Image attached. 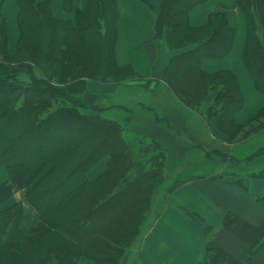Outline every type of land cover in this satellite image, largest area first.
<instances>
[{
    "label": "trees",
    "instance_id": "obj_1",
    "mask_svg": "<svg viewBox=\"0 0 264 264\" xmlns=\"http://www.w3.org/2000/svg\"><path fill=\"white\" fill-rule=\"evenodd\" d=\"M204 1H172L163 33L166 45L170 50L193 46L173 54L158 78L178 98L182 111L194 110L216 123L233 143L264 128V105L248 123H238L244 95L236 74L202 68L204 57L230 53L235 34L223 13L210 15L205 26L189 23V11ZM16 2L19 36L14 51L0 3V153L20 156L18 163L8 165L12 176L35 177L46 165L49 168L26 193L39 214L30 231L21 228L23 201L0 210V264L135 262L132 253L169 167L167 146L172 140L179 145L184 135L193 140L200 136L189 129L184 116L174 113L176 109L163 115L140 101L145 114L134 117V108L110 104L129 112L128 121L121 122L106 114L109 105L90 103L70 89L69 81L78 73L127 82L128 75L116 71L115 0H87L74 19L58 18L51 0ZM237 6L247 23L242 59L264 95V0H237ZM152 90L159 93L158 87ZM126 132L141 141H128ZM143 139L148 142L143 144ZM202 147L207 156L224 150ZM256 154H264V148ZM106 157L104 171L91 179L89 171ZM253 175L264 177V170ZM226 224L252 251L264 238V221L254 226L228 213ZM198 251L209 264H252L237 259L214 238Z\"/></svg>",
    "mask_w": 264,
    "mask_h": 264
},
{
    "label": "crops",
    "instance_id": "obj_2",
    "mask_svg": "<svg viewBox=\"0 0 264 264\" xmlns=\"http://www.w3.org/2000/svg\"><path fill=\"white\" fill-rule=\"evenodd\" d=\"M115 1L116 71L134 76L136 80L127 79V82L116 83L103 78L88 79L78 73L69 81V87L84 95L87 100H94L100 94L113 98V93L122 86H138L139 100L152 104L158 92L154 95L150 90L154 84L162 82L158 77L163 75L172 55L192 47L193 44L177 50H170L166 45L163 33L173 0ZM0 3L8 27L10 48L14 51L19 36V7L16 0H0ZM10 3L15 5L12 22L8 18L10 6L7 5ZM86 5L87 0H51L54 14L61 19H74L76 11L84 9ZM215 13H223L230 26L235 28L232 49L222 58L204 57L202 68L211 73L230 69L236 74L244 95V107L237 112L236 121L246 124L264 105V95L255 86L252 74L242 59L247 34L246 18L237 6V0H206L189 11L188 20L192 26H205L210 15ZM241 24L244 26L243 30ZM235 60L237 62L233 63ZM148 81H151L152 86L146 88L144 83ZM165 89L166 97L171 103L156 105L163 115L181 109L178 98ZM199 116L198 112L192 110L185 121L191 131L198 132L200 141L193 140L191 135H184L179 145L172 140L167 146L166 160L169 167L159 191L161 198L153 202L159 208L143 237L140 240L138 238L137 248L132 253L133 259L137 264H209L201 259L198 249H202L208 239L214 238L237 259L264 264V238L252 251L247 241L226 224L228 213H234L254 226L264 221V177L252 176L264 170V154H256L260 148H264V128L231 143L226 141V135L220 132L216 123L208 124L203 116ZM194 119H198V122L194 123ZM202 122L207 124L199 125ZM205 126L211 129L212 138ZM198 142L224 150H219L222 154L213 152L207 156L203 145L198 146ZM20 160L18 155L3 156L0 153V210L23 201L21 228L28 232L36 225L39 215L37 209L26 199V193L49 166L46 165L35 177L10 175L8 165ZM177 179L182 182L170 189ZM150 210L155 211L153 207ZM93 262L101 264L95 261L91 264Z\"/></svg>",
    "mask_w": 264,
    "mask_h": 264
},
{
    "label": "rangeland",
    "instance_id": "obj_3",
    "mask_svg": "<svg viewBox=\"0 0 264 264\" xmlns=\"http://www.w3.org/2000/svg\"><path fill=\"white\" fill-rule=\"evenodd\" d=\"M7 6H10V11L8 13V18L10 20V22H12V14H14V7L15 5L10 3L8 4ZM9 33V32H8ZM128 79H130V81L132 80H136V78L134 76H128ZM151 83V82H150ZM162 82H158L156 84H154L153 87H158L159 90H160V93L157 94V96H154L153 100H152V105L153 106H156L158 104L160 105H163V104H170L171 102L167 99V93H166V87L165 85L162 83ZM152 86V84L150 85ZM138 86H122L120 87L118 90H116L114 93H113V98L112 97H106V96H103L102 94H100L97 99L95 98L94 100H91L90 99H86L88 102L90 103H97V102H101V103H104L106 105H109V109L106 111V114L111 117V118H116L118 120H120L121 122H123V120L125 121H128L129 119V112L125 110V108L123 107L122 109H119V108H116V107H112L111 108V105L110 104H118V103H122L124 105H126L127 107H130V108H134L135 109V116H141L142 114H145V110L142 109L139 105H140V96L138 95ZM162 90V91H161ZM154 95L156 94L154 91L150 90ZM119 95V96H118ZM173 103H175L173 101ZM180 107H181V103H180ZM191 109H185L182 111V109H180L179 111H175L174 113L180 115V116H184L185 118L187 117L188 114H191ZM202 117V115L199 116V118ZM198 118V119H199ZM131 119H134V118H131ZM198 119H194L193 122L194 123H197L198 122ZM130 122V121H129ZM128 122L125 123V126L126 128H130L131 127V124ZM132 122V121H131ZM203 123H206V122H202L201 124L199 125H203ZM207 124V123H206ZM208 124H211V122H208ZM149 127V126H147ZM205 130L208 131V134L210 135V138H212V132H211V129H209L208 126H205ZM143 132V131H142ZM125 136L127 137L128 141H130L131 139L132 140H136L138 143L141 141V138L140 136H136L134 133L132 132H126L125 133ZM142 136V135H141ZM151 137V136H150ZM149 138V137H148ZM148 140L147 139H143L142 143H147ZM107 160L108 158H103L102 160H100L99 163H97L96 166H94L88 173L89 177L91 179H94L95 177H97L102 171H104V169L106 168V163H107ZM166 160V159H165ZM8 171V170H7ZM9 173V172H8ZM38 179V178H37ZM39 180V179H38ZM37 180V181H38ZM35 183H32V186L34 185ZM31 186V187H32ZM30 189V188H29ZM29 191V190H28ZM27 191V192H28ZM158 198H161V196L159 195V192L157 193L156 195V198L154 200H157ZM154 202V201H153ZM11 206V205H10ZM154 210H150L148 215H147V218H146V221L143 225V229L140 231V237H139V240L140 238L143 237V234L144 232L146 231V229L148 228V225L150 223V220L151 218L154 216L155 212L158 210V206L153 203L152 206ZM3 210V209H2ZM39 215V214H38ZM138 240V241H139ZM130 250L126 253L125 255V261L127 260V257L128 255L130 254L129 253ZM91 264L92 261L90 260H84L81 262V264ZM94 263V262H93ZM136 262H132V263H129V264H135ZM95 264V263H94Z\"/></svg>",
    "mask_w": 264,
    "mask_h": 264
},
{
    "label": "bare ground",
    "instance_id": "obj_4",
    "mask_svg": "<svg viewBox=\"0 0 264 264\" xmlns=\"http://www.w3.org/2000/svg\"><path fill=\"white\" fill-rule=\"evenodd\" d=\"M244 29V26L241 24V30H243ZM237 61L235 60L233 63H236ZM240 68H241V66L240 65H238ZM242 69V68H241Z\"/></svg>",
    "mask_w": 264,
    "mask_h": 264
}]
</instances>
